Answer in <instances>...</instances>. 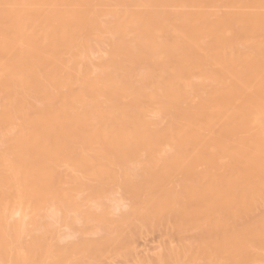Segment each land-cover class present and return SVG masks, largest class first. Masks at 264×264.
<instances>
[{
	"label": "bare ground",
	"instance_id": "6f19581e",
	"mask_svg": "<svg viewBox=\"0 0 264 264\" xmlns=\"http://www.w3.org/2000/svg\"><path fill=\"white\" fill-rule=\"evenodd\" d=\"M114 259L264 264V0H0V264Z\"/></svg>",
	"mask_w": 264,
	"mask_h": 264
},
{
	"label": "rangeland",
	"instance_id": "374dc122",
	"mask_svg": "<svg viewBox=\"0 0 264 264\" xmlns=\"http://www.w3.org/2000/svg\"><path fill=\"white\" fill-rule=\"evenodd\" d=\"M161 233L160 232H154V233H149L148 235H143L142 237L137 238L134 241V249H135V254L139 258H144V257H149L154 256L157 253V250L160 247L162 238H161ZM107 264H119L118 260H110L106 262Z\"/></svg>",
	"mask_w": 264,
	"mask_h": 264
}]
</instances>
